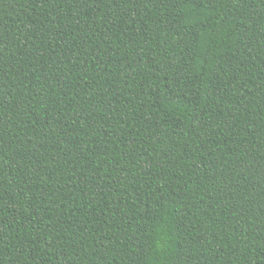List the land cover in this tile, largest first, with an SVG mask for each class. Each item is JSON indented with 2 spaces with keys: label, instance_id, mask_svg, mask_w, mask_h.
<instances>
[{
  "label": "trees",
  "instance_id": "obj_1",
  "mask_svg": "<svg viewBox=\"0 0 264 264\" xmlns=\"http://www.w3.org/2000/svg\"><path fill=\"white\" fill-rule=\"evenodd\" d=\"M0 264H264V0H0Z\"/></svg>",
  "mask_w": 264,
  "mask_h": 264
}]
</instances>
